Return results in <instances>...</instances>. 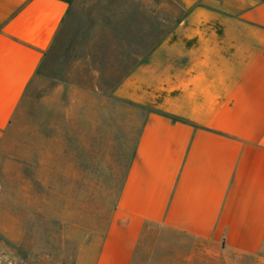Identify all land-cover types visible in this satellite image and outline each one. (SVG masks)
<instances>
[{"label":"crops","instance_id":"0c3cea01","mask_svg":"<svg viewBox=\"0 0 264 264\" xmlns=\"http://www.w3.org/2000/svg\"><path fill=\"white\" fill-rule=\"evenodd\" d=\"M174 2L124 36L109 94L142 126L91 264H264V0ZM75 8L0 0V144Z\"/></svg>","mask_w":264,"mask_h":264},{"label":"rangeland","instance_id":"374dc122","mask_svg":"<svg viewBox=\"0 0 264 264\" xmlns=\"http://www.w3.org/2000/svg\"><path fill=\"white\" fill-rule=\"evenodd\" d=\"M174 1L75 0L0 144V264L92 263L143 119L109 94L140 57L124 36Z\"/></svg>","mask_w":264,"mask_h":264}]
</instances>
